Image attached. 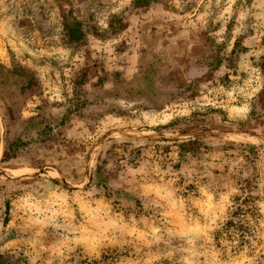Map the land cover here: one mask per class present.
<instances>
[{
  "label": "rangeland",
  "instance_id": "374dc122",
  "mask_svg": "<svg viewBox=\"0 0 264 264\" xmlns=\"http://www.w3.org/2000/svg\"><path fill=\"white\" fill-rule=\"evenodd\" d=\"M0 264H264V0H0Z\"/></svg>",
  "mask_w": 264,
  "mask_h": 264
},
{
  "label": "trees",
  "instance_id": "16d2710c",
  "mask_svg": "<svg viewBox=\"0 0 264 264\" xmlns=\"http://www.w3.org/2000/svg\"><path fill=\"white\" fill-rule=\"evenodd\" d=\"M6 206H7V208H8V209H7V212H6V214H7L6 219L9 220V217H8L9 214H10V213H9V207H10L9 203H6Z\"/></svg>",
  "mask_w": 264,
  "mask_h": 264
}]
</instances>
